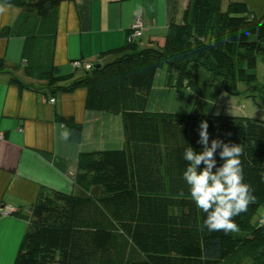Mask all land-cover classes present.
Returning a JSON list of instances; mask_svg holds the SVG:
<instances>
[{
    "label": "trees",
    "instance_id": "16d2710c",
    "mask_svg": "<svg viewBox=\"0 0 264 264\" xmlns=\"http://www.w3.org/2000/svg\"><path fill=\"white\" fill-rule=\"evenodd\" d=\"M63 1L0 0L21 10L0 36L24 39L18 64L0 58V75L54 101L83 88L85 110L121 116L124 140L119 149L78 156V193L42 187L27 210L14 208L26 228L13 264H264V215L257 217L264 206V121L147 110L158 71L178 94L203 76L208 88L264 107V76L256 72L264 66V21L244 2L185 0L178 20L174 5L162 45L128 43L129 28L124 46L95 62L75 61L77 75L55 76V13ZM55 118L78 144L81 125L73 116ZM205 120L210 141L244 148V182L254 189L247 212L235 217L239 230L227 235L205 228L183 179V151L202 150L197 141ZM216 159L222 164L218 153Z\"/></svg>",
    "mask_w": 264,
    "mask_h": 264
},
{
    "label": "crops",
    "instance_id": "0c3cea01",
    "mask_svg": "<svg viewBox=\"0 0 264 264\" xmlns=\"http://www.w3.org/2000/svg\"><path fill=\"white\" fill-rule=\"evenodd\" d=\"M175 1L185 6V0L61 2L55 13L53 75H77L75 61L95 62L103 52L124 46L128 29L136 18L142 24L140 44L162 45ZM229 1L222 0V6L226 7ZM232 1L244 2L252 14L264 21V0ZM6 8L0 14V30L11 25L21 13L18 8ZM23 46L22 37L0 36V58L9 64H18ZM198 79L191 84L192 93L186 97L167 89L165 74L158 71L147 110L170 112L154 108L161 102L171 108L187 103L199 112L264 121V107L255 106L249 99L229 96L217 88L214 92L208 88L205 77ZM85 93L81 88L57 96L50 103V97L28 89L19 90L7 82L6 76L0 75V134L3 136L0 142V207L8 205L27 210L42 187L78 193L80 190L73 184L78 156L98 150H115L123 145L121 116L85 110ZM56 114L73 116L81 125L78 144L71 142L69 130L56 120ZM25 228L26 222L20 218L0 216V264L14 263Z\"/></svg>",
    "mask_w": 264,
    "mask_h": 264
},
{
    "label": "clouds",
    "instance_id": "9594fccd",
    "mask_svg": "<svg viewBox=\"0 0 264 264\" xmlns=\"http://www.w3.org/2000/svg\"><path fill=\"white\" fill-rule=\"evenodd\" d=\"M6 10V5L0 4V14ZM208 128L206 120L199 122L197 143L202 146L201 151L196 152L191 146L183 151L186 162L183 179L196 206L205 214V228L227 235L239 230L235 217L247 212L254 199V189L244 182L241 161L244 148L219 138L210 141ZM217 153L223 161L220 165H217Z\"/></svg>",
    "mask_w": 264,
    "mask_h": 264
},
{
    "label": "rangeland",
    "instance_id": "374dc122",
    "mask_svg": "<svg viewBox=\"0 0 264 264\" xmlns=\"http://www.w3.org/2000/svg\"><path fill=\"white\" fill-rule=\"evenodd\" d=\"M175 2H176V4H175V6H176V14H175L176 18H175V20H178L179 19V15H180V5H179V1H175ZM256 72H257L258 79L262 80L263 76H264V66L261 63L258 64ZM198 80L199 79L194 80V81H198ZM192 83H194V82H192ZM195 84H194V86H195ZM215 89H216V87L212 88V91L215 92ZM189 90L188 91H184V93H181V94H184V96L188 97L189 96V92H191L192 88L191 89L189 88ZM240 100H242V98ZM178 105L179 106L176 107V108H171L170 106H166L163 102H161L160 104H157L154 109L170 111V112H183V113H189V111H192L194 113H203V114L204 113H209V112H199L197 109H195L193 107H189V105H191V104L182 103L181 105L180 104H178ZM13 210H14L13 207L8 206V205H3V206L0 207V216L1 217L13 216V214H12ZM258 215H264V206H261L258 209L257 217H258Z\"/></svg>",
    "mask_w": 264,
    "mask_h": 264
},
{
    "label": "built area",
    "instance_id": "2783aa9c",
    "mask_svg": "<svg viewBox=\"0 0 264 264\" xmlns=\"http://www.w3.org/2000/svg\"><path fill=\"white\" fill-rule=\"evenodd\" d=\"M141 30H142V24H141V21H140L138 18H136V19L133 21V23H132V25H131V27H130V33H129V35H128L127 42H128V43H132V42L136 41L137 39H140V38H141ZM73 66H74L75 68H79V67H80V63H78V62H74V63H73ZM82 67H84L85 70H88V69L90 68V65L87 64V63H84V65H83ZM49 102H50V103H53L54 100L51 99V100H49ZM2 140H3V136L0 134V142H1Z\"/></svg>",
    "mask_w": 264,
    "mask_h": 264
}]
</instances>
